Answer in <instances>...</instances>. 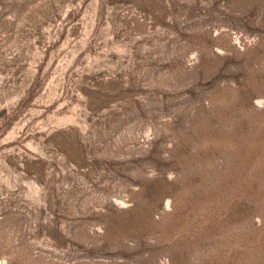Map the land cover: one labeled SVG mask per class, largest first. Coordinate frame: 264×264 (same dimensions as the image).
<instances>
[{
  "label": "rangeland",
  "instance_id": "obj_1",
  "mask_svg": "<svg viewBox=\"0 0 264 264\" xmlns=\"http://www.w3.org/2000/svg\"><path fill=\"white\" fill-rule=\"evenodd\" d=\"M0 264H264V0H0Z\"/></svg>",
  "mask_w": 264,
  "mask_h": 264
}]
</instances>
